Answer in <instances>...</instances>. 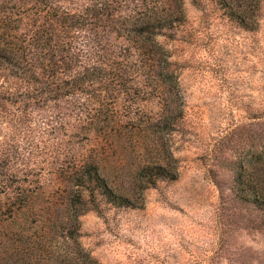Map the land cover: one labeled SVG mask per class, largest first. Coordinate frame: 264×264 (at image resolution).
<instances>
[{"label": "trees", "instance_id": "1", "mask_svg": "<svg viewBox=\"0 0 264 264\" xmlns=\"http://www.w3.org/2000/svg\"><path fill=\"white\" fill-rule=\"evenodd\" d=\"M193 3L248 29L260 0ZM185 24L184 0H0V264H99L80 218L103 203L134 207L110 159L183 122L177 62L159 38ZM132 180L175 179L155 163ZM234 183L264 222V153Z\"/></svg>", "mask_w": 264, "mask_h": 264}, {"label": "rangeland", "instance_id": "2", "mask_svg": "<svg viewBox=\"0 0 264 264\" xmlns=\"http://www.w3.org/2000/svg\"><path fill=\"white\" fill-rule=\"evenodd\" d=\"M252 8L247 29L184 0L186 24L159 38L177 62L184 120L158 129L159 144L141 146L143 135L110 159L135 206L103 203L80 218L79 241L99 264H264V222L235 200L234 183L264 153V0ZM155 163L175 180L148 189L132 180Z\"/></svg>", "mask_w": 264, "mask_h": 264}]
</instances>
